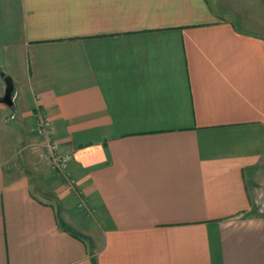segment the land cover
Segmentation results:
<instances>
[{
  "label": "crops",
  "instance_id": "crops-1",
  "mask_svg": "<svg viewBox=\"0 0 264 264\" xmlns=\"http://www.w3.org/2000/svg\"><path fill=\"white\" fill-rule=\"evenodd\" d=\"M5 76L0 264H264V0H0Z\"/></svg>",
  "mask_w": 264,
  "mask_h": 264
},
{
  "label": "rangeland",
  "instance_id": "rangeland-1",
  "mask_svg": "<svg viewBox=\"0 0 264 264\" xmlns=\"http://www.w3.org/2000/svg\"><path fill=\"white\" fill-rule=\"evenodd\" d=\"M254 11L252 10V8H247V13H253ZM38 131H39V134H40V136H42V137H44V133H43V131H41L40 129H38ZM15 132H17V130L15 131ZM17 137V136H16ZM21 138V137H20ZM19 138V139H20ZM18 138H16V140H19ZM13 145V144H12ZM11 145V146H12ZM24 146L22 145V146H18V147H16L15 148V150H13L14 152H12V153H14V155L12 156V164L14 165V167L15 168H23V162H22V158H20V156H22V154H23V150H24V148H23ZM28 147V149L33 153L34 152V147H33V145H29V146H27ZM46 148L48 149L47 151H48V157L49 158H51V159H54L56 156H55V152L54 151H51L50 150V146L48 145V146H46ZM30 152V153H31ZM47 153V152H46ZM31 156H33V155H31ZM30 159H28V162H30L29 161ZM51 164L53 165V160L51 161ZM263 168H264V166H262ZM64 169H65V167H63L61 170L60 169H58V171L59 172H63L64 171ZM264 170V169H263ZM261 175H262V178H261ZM259 180H261V181H264V171H263V173H261L260 174V177H259ZM264 183V182H263ZM261 192H264V184H263V186H262V188H261Z\"/></svg>",
  "mask_w": 264,
  "mask_h": 264
},
{
  "label": "water",
  "instance_id": "water-1",
  "mask_svg": "<svg viewBox=\"0 0 264 264\" xmlns=\"http://www.w3.org/2000/svg\"><path fill=\"white\" fill-rule=\"evenodd\" d=\"M4 84H5L4 95L2 98H0V103L8 107H11L12 106V94H13V89H14L11 78L8 76H5Z\"/></svg>",
  "mask_w": 264,
  "mask_h": 264
},
{
  "label": "built area",
  "instance_id": "built-area-1",
  "mask_svg": "<svg viewBox=\"0 0 264 264\" xmlns=\"http://www.w3.org/2000/svg\"><path fill=\"white\" fill-rule=\"evenodd\" d=\"M50 150L51 151H54V147H52V146H50ZM65 164H66V159L65 158H63V159H56V158H54L53 159V167L55 168V169H62L64 166H65Z\"/></svg>",
  "mask_w": 264,
  "mask_h": 264
}]
</instances>
